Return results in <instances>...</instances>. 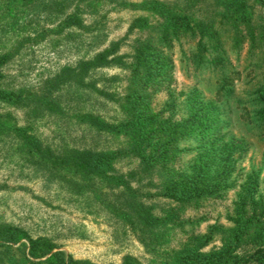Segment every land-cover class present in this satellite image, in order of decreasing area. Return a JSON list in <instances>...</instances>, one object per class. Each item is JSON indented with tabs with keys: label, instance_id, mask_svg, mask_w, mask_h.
Returning <instances> with one entry per match:
<instances>
[{
	"label": "rangeland",
	"instance_id": "1",
	"mask_svg": "<svg viewBox=\"0 0 264 264\" xmlns=\"http://www.w3.org/2000/svg\"><path fill=\"white\" fill-rule=\"evenodd\" d=\"M149 1L154 0H0V56H10L0 91L21 93L26 99L20 105L0 101V117L11 116L57 155L119 153L114 174L123 176L134 191L72 171L51 170L16 137L2 136L0 226L23 231L13 247L28 245L26 234L51 241L57 247L53 253L63 251L93 264H123L127 258L135 264H166L170 255L187 248L204 253L220 249L240 212L248 217L255 207L264 210V123L256 103L264 87V0H250L257 44L247 40L237 50L230 27L220 22L216 0H157L200 19H213L220 30L225 65L198 69L191 60L196 43L175 42L170 50L174 83L156 92L151 108L162 119L181 121L188 117L191 96L215 105L222 137L235 147L237 159L222 196L181 208L162 193L169 172L192 174L207 139H181L174 162L147 171L129 152L127 137L98 131L80 120L91 115L117 124L126 118L122 106L130 72L121 63H132L137 41L163 22L141 8ZM72 15L77 24L67 21ZM142 19L145 28L140 27ZM110 49L109 61L114 62L87 70L86 63ZM234 70L239 79L219 100L218 81ZM134 202L166 218V228L143 230L136 218L132 225L124 214L135 216ZM5 260L0 251V264H9Z\"/></svg>",
	"mask_w": 264,
	"mask_h": 264
},
{
	"label": "trees",
	"instance_id": "2",
	"mask_svg": "<svg viewBox=\"0 0 264 264\" xmlns=\"http://www.w3.org/2000/svg\"><path fill=\"white\" fill-rule=\"evenodd\" d=\"M216 3L220 8L221 24L228 25L233 32L234 48L241 49L247 40L251 44H257L250 0H216ZM141 5V8L158 14L163 22L152 28V34L137 41L132 63H121L130 72L125 103L122 106L126 118L117 124H109L91 115L79 118L98 131L127 137L129 152L140 158L147 171L174 162L179 156L178 145L181 139L192 136L207 139L192 174L178 175L171 171L161 185L163 196L181 208L198 205L202 200L222 196L228 189L226 178L235 169L236 149L231 148L222 137V127L217 119L215 105L191 96L188 99V117L174 121L153 115L151 101L158 90L171 87L174 83V65L170 50L175 42L191 40L196 43L191 60L198 69L218 68V62L225 65L226 56L222 50L220 30L216 28V21L213 19H200L157 0ZM76 18L72 15L67 21L77 24ZM146 26L145 19H142L140 27ZM112 52L110 49L99 53L85 64L87 70L114 62L115 58L109 61ZM9 57L7 54L0 56V79L3 66L9 61ZM238 79L239 73L236 70L223 74V78L218 81L219 100L232 90L234 81ZM25 100L21 93L0 91V101L4 103L20 105ZM256 103L260 108V121L264 123V87L257 92ZM9 135L16 137L30 155L37 157L41 164L51 170L72 171L88 180H97L111 187H125L134 193L123 176L114 174V162L119 155L117 152L87 150L57 155L50 148L44 147L26 129L19 127L11 116L0 117V137ZM132 208L134 217L124 214L132 225L136 218L143 230L148 227L166 228V218L155 216L151 210L136 202ZM263 211L255 207L248 217L240 212L235 228L225 236L220 249L204 253L201 248H187L170 255L166 264H264V224L261 222ZM22 233L17 228L0 226V251L9 264H93L77 260L63 251L53 253L57 247L45 238L33 239L25 234L29 244L13 247L20 241ZM47 256V259L39 262ZM123 264L135 263L127 258Z\"/></svg>",
	"mask_w": 264,
	"mask_h": 264
}]
</instances>
